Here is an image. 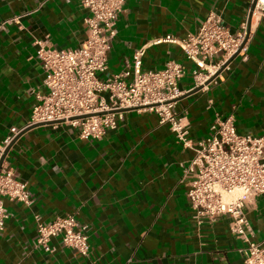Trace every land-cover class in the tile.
Here are the masks:
<instances>
[{"label":"crops","instance_id":"1","mask_svg":"<svg viewBox=\"0 0 264 264\" xmlns=\"http://www.w3.org/2000/svg\"><path fill=\"white\" fill-rule=\"evenodd\" d=\"M253 0H128L115 24L107 70L123 71L145 47L143 70H160L172 60L186 73L175 110L193 142L205 139L216 114L232 116L238 133L264 137V17L248 18ZM211 12L231 33L248 22L243 55L217 83L196 93L193 65L180 47L152 42L185 39ZM87 11L79 0H0V147L11 128L29 122L36 93H45V74L35 40L58 49H77L85 40ZM193 151L176 141L154 113L128 110L116 130L101 140H82L66 123L24 132L4 166L27 184L31 203L5 200L8 218L0 232V264H245L243 246L221 217L197 231L182 181ZM74 214L88 228L90 252L81 256L52 238V252L34 246L36 217L48 223ZM250 237L264 248V194L246 210Z\"/></svg>","mask_w":264,"mask_h":264},{"label":"built area","instance_id":"2","mask_svg":"<svg viewBox=\"0 0 264 264\" xmlns=\"http://www.w3.org/2000/svg\"><path fill=\"white\" fill-rule=\"evenodd\" d=\"M128 0H79L86 9V37L77 49H58L48 40H35L36 54L45 74V93H36L29 122L23 128H11L0 147L5 148L27 128L57 122L74 127L82 140H101L107 131L116 130L122 120L118 110L134 109L154 113L159 124L167 125L183 148L193 151V157L182 166V181L197 231L221 217L229 219V231L243 246L238 252L245 264H264V248L250 237L246 210L264 194V137L238 133L234 118L216 114L207 138L193 142L186 125L175 110L176 101L183 96L179 82L186 73L183 64L168 61L163 69L143 70L145 47L136 50L123 71L102 77L107 70L110 43L116 35L115 24L125 11ZM264 17V0H257L253 11ZM252 14V15H253ZM20 17L2 22H19ZM245 22L231 33L221 17L214 12L197 32L185 39L164 36L152 42L172 43L180 47L193 65V89L207 88L217 83L216 72L241 48L248 36ZM245 46L240 50L243 55ZM83 117V118H80ZM80 118V119H78ZM5 200L30 204L27 184L19 181L12 168L0 170V232L8 214ZM34 246L52 252L50 241L59 237L65 248L88 257L90 252L88 228L74 214L56 217L42 223L36 217Z\"/></svg>","mask_w":264,"mask_h":264},{"label":"water","instance_id":"3","mask_svg":"<svg viewBox=\"0 0 264 264\" xmlns=\"http://www.w3.org/2000/svg\"><path fill=\"white\" fill-rule=\"evenodd\" d=\"M256 1L257 0H253L252 1V4H251V8H250V11H249V14H248V18L250 19L251 18V16H252V14H253V11H254V8H255V5H256ZM249 19H248V24H250L249 23ZM247 39H248V36H246V38H245V40L243 41V43H242V45H241V48H239V50L231 57V58H229L226 62H225V64L223 65V66H221V68L216 72V74L211 78V79H209L207 82H206V84H209L213 79H215V77H217L220 73H222L223 71H224V69L238 56V54H239V52H240V50L245 46V44H246V42H247ZM202 89V87H197V88H195V89H193L191 92H190V94H192V93H196V92H198V91H200ZM128 110H134V109H122V110H118V112H121V113H123V112H126V111H128ZM80 118H83V117H80ZM80 118H78V119H80ZM59 123H63V121H60V122H57V124H59ZM52 123H47V124H41V125H35V126H31V127H29V128H27L24 132H26L27 130H29V129H32V128H35V127H39V126H44V125H51ZM24 132H22V133H20L17 137H15V139L5 148V150H4V152H3V154L1 155V157H0V170H1V168H2V164H3V161L5 160V157H6V155H7V153H8V151L10 150V148L12 147V145H13V143L24 133Z\"/></svg>","mask_w":264,"mask_h":264}]
</instances>
